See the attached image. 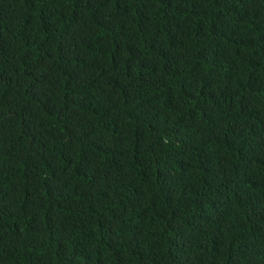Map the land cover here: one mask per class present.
Wrapping results in <instances>:
<instances>
[{
	"label": "trees",
	"instance_id": "trees-1",
	"mask_svg": "<svg viewBox=\"0 0 264 264\" xmlns=\"http://www.w3.org/2000/svg\"><path fill=\"white\" fill-rule=\"evenodd\" d=\"M0 264H264V0H0Z\"/></svg>",
	"mask_w": 264,
	"mask_h": 264
}]
</instances>
